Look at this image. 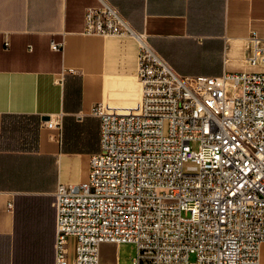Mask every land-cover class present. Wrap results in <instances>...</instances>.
<instances>
[{
    "label": "built area",
    "instance_id": "1",
    "mask_svg": "<svg viewBox=\"0 0 264 264\" xmlns=\"http://www.w3.org/2000/svg\"><path fill=\"white\" fill-rule=\"evenodd\" d=\"M82 33L137 38L143 93L128 110L93 107L101 147L87 180L55 192V264H118L104 243H134L131 264H260L264 38H249L255 70L183 76L108 0L86 8Z\"/></svg>",
    "mask_w": 264,
    "mask_h": 264
},
{
    "label": "crops",
    "instance_id": "2",
    "mask_svg": "<svg viewBox=\"0 0 264 264\" xmlns=\"http://www.w3.org/2000/svg\"><path fill=\"white\" fill-rule=\"evenodd\" d=\"M108 1L183 76L256 69L249 38H264V0ZM99 4L0 0V264H55V192L87 180L101 147L93 107L142 100L137 38L82 33L86 8ZM50 119L61 129L45 126ZM107 246L120 247L102 244V259L120 264Z\"/></svg>",
    "mask_w": 264,
    "mask_h": 264
},
{
    "label": "rangeland",
    "instance_id": "3",
    "mask_svg": "<svg viewBox=\"0 0 264 264\" xmlns=\"http://www.w3.org/2000/svg\"><path fill=\"white\" fill-rule=\"evenodd\" d=\"M196 147V144H193ZM105 254H109L112 257L119 256L120 264H131V260L136 253V245L134 243H123L119 248L115 246H107L103 249ZM195 260V256L191 257Z\"/></svg>",
    "mask_w": 264,
    "mask_h": 264
},
{
    "label": "water",
    "instance_id": "4",
    "mask_svg": "<svg viewBox=\"0 0 264 264\" xmlns=\"http://www.w3.org/2000/svg\"><path fill=\"white\" fill-rule=\"evenodd\" d=\"M48 117L46 116V117H44V119H47Z\"/></svg>",
    "mask_w": 264,
    "mask_h": 264
}]
</instances>
